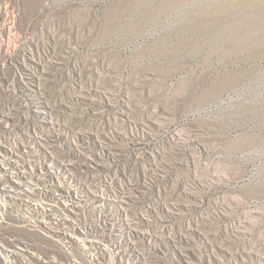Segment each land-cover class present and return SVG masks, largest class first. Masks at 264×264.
Instances as JSON below:
<instances>
[{
  "label": "rangeland",
  "instance_id": "rangeland-1",
  "mask_svg": "<svg viewBox=\"0 0 264 264\" xmlns=\"http://www.w3.org/2000/svg\"><path fill=\"white\" fill-rule=\"evenodd\" d=\"M0 114L16 264H264V0H0Z\"/></svg>",
  "mask_w": 264,
  "mask_h": 264
},
{
  "label": "bare ground",
  "instance_id": "bare-ground-1",
  "mask_svg": "<svg viewBox=\"0 0 264 264\" xmlns=\"http://www.w3.org/2000/svg\"><path fill=\"white\" fill-rule=\"evenodd\" d=\"M11 122L14 128L9 127ZM18 128L19 125L16 124V121L13 122V119L0 114V231L5 228V224L7 223L5 213L12 211L14 207L21 214L27 215L33 224L41 227V197L38 195L39 193L37 194V186L41 185V180L37 177L32 178L31 181L28 179L30 173L28 169H25L23 155V148L26 144L23 143L24 136L18 131ZM2 138H5V142L9 144V147L3 144L4 140ZM33 151L35 150H29L33 156H36V153ZM55 187L58 190H63V186L61 185L58 186L56 184ZM24 196L30 197V199H25ZM64 205H66L65 202ZM67 220L63 219L64 224ZM1 238L0 235V253L3 254L2 264L3 262L6 264H16L17 254L24 252V248L21 245H24L26 242L18 239H10L4 242ZM5 258H10V262L7 263Z\"/></svg>",
  "mask_w": 264,
  "mask_h": 264
}]
</instances>
